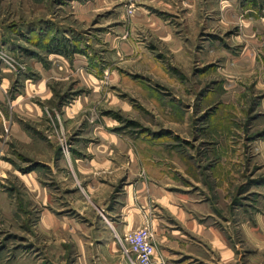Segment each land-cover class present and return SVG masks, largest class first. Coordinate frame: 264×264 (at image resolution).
I'll return each mask as SVG.
<instances>
[{
  "label": "rangeland",
  "instance_id": "1",
  "mask_svg": "<svg viewBox=\"0 0 264 264\" xmlns=\"http://www.w3.org/2000/svg\"><path fill=\"white\" fill-rule=\"evenodd\" d=\"M152 181L259 256L264 0H0V264H134Z\"/></svg>",
  "mask_w": 264,
  "mask_h": 264
},
{
  "label": "crops",
  "instance_id": "2",
  "mask_svg": "<svg viewBox=\"0 0 264 264\" xmlns=\"http://www.w3.org/2000/svg\"><path fill=\"white\" fill-rule=\"evenodd\" d=\"M144 188H147V199L138 196L144 205L134 207L132 204L126 209L130 212L136 209L139 228L147 224L155 232V258L159 264H239L234 233L228 235L210 224L209 219L206 220L210 215H204L197 200L190 201V208L188 199L170 196L168 185L156 181L147 187L138 185V195L145 192ZM140 207L146 210L145 213L137 209ZM124 211H119L118 215L127 217ZM243 238L247 239L249 246H258L259 256L249 257V264H257L264 255L263 236L261 233L247 232ZM106 246L110 252L115 249L113 241H109Z\"/></svg>",
  "mask_w": 264,
  "mask_h": 264
},
{
  "label": "built area",
  "instance_id": "3",
  "mask_svg": "<svg viewBox=\"0 0 264 264\" xmlns=\"http://www.w3.org/2000/svg\"><path fill=\"white\" fill-rule=\"evenodd\" d=\"M125 243L126 252L134 256V264H159L155 258L154 236L148 227L130 234Z\"/></svg>",
  "mask_w": 264,
  "mask_h": 264
},
{
  "label": "trees",
  "instance_id": "4",
  "mask_svg": "<svg viewBox=\"0 0 264 264\" xmlns=\"http://www.w3.org/2000/svg\"><path fill=\"white\" fill-rule=\"evenodd\" d=\"M52 53H56V54H61V55H66V52L64 50V47H61V44L57 45L53 50Z\"/></svg>",
  "mask_w": 264,
  "mask_h": 264
}]
</instances>
